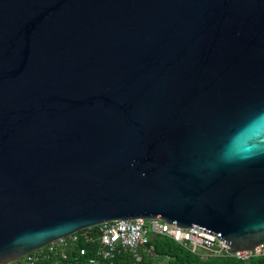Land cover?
Wrapping results in <instances>:
<instances>
[{
    "label": "water",
    "instance_id": "95a60500",
    "mask_svg": "<svg viewBox=\"0 0 264 264\" xmlns=\"http://www.w3.org/2000/svg\"><path fill=\"white\" fill-rule=\"evenodd\" d=\"M136 219L264 243V0H0V264Z\"/></svg>",
    "mask_w": 264,
    "mask_h": 264
},
{
    "label": "built area",
    "instance_id": "2783aa9c",
    "mask_svg": "<svg viewBox=\"0 0 264 264\" xmlns=\"http://www.w3.org/2000/svg\"><path fill=\"white\" fill-rule=\"evenodd\" d=\"M152 236L167 237L203 258H230L246 263L264 257V243L252 251L233 254L227 251L224 242L196 228L180 229L159 219H136L112 221L79 231L24 256L21 264H72V257L81 259L83 264H105L120 252L130 253L140 260V251L147 247Z\"/></svg>",
    "mask_w": 264,
    "mask_h": 264
},
{
    "label": "trees",
    "instance_id": "16d2710c",
    "mask_svg": "<svg viewBox=\"0 0 264 264\" xmlns=\"http://www.w3.org/2000/svg\"><path fill=\"white\" fill-rule=\"evenodd\" d=\"M150 248H152L151 251H149ZM140 255V260H136L130 253L120 252L105 264H264V257L254 258L246 263L230 258H203L164 236L150 237L147 247L140 251ZM70 262L83 264L81 259L75 260L74 257L70 259Z\"/></svg>",
    "mask_w": 264,
    "mask_h": 264
},
{
    "label": "rangeland",
    "instance_id": "374dc122",
    "mask_svg": "<svg viewBox=\"0 0 264 264\" xmlns=\"http://www.w3.org/2000/svg\"><path fill=\"white\" fill-rule=\"evenodd\" d=\"M12 264H21V260L17 261V262H14Z\"/></svg>",
    "mask_w": 264,
    "mask_h": 264
}]
</instances>
